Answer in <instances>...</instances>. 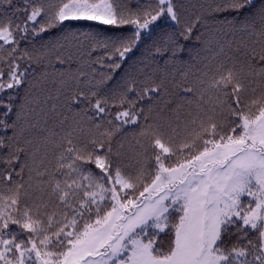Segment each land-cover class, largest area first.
I'll list each match as a JSON object with an SVG mask.
<instances>
[{
	"label": "snow or ice",
	"instance_id": "1",
	"mask_svg": "<svg viewBox=\"0 0 264 264\" xmlns=\"http://www.w3.org/2000/svg\"><path fill=\"white\" fill-rule=\"evenodd\" d=\"M0 264H264V0H0Z\"/></svg>",
	"mask_w": 264,
	"mask_h": 264
},
{
	"label": "trees",
	"instance_id": "2",
	"mask_svg": "<svg viewBox=\"0 0 264 264\" xmlns=\"http://www.w3.org/2000/svg\"><path fill=\"white\" fill-rule=\"evenodd\" d=\"M257 3H259V0H257ZM72 27L70 30L72 31H98L104 26H97L95 22H70ZM165 22H161V28H164ZM59 32H56L55 34L49 33L45 34L43 37V41H48L55 39L56 35H59ZM42 41V42H43ZM145 45L142 44L140 49H138L134 55H132L131 59L128 61V64L125 65L124 70L130 71L134 70V67L136 66L137 61L141 58V53L144 51ZM131 66V67H130ZM163 240H166L167 237L162 236Z\"/></svg>",
	"mask_w": 264,
	"mask_h": 264
}]
</instances>
